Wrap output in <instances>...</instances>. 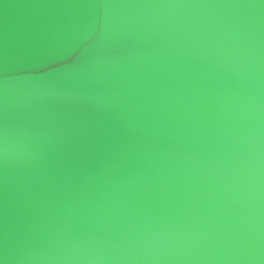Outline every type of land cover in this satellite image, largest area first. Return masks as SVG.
<instances>
[{
    "label": "water",
    "instance_id": "95a60500",
    "mask_svg": "<svg viewBox=\"0 0 264 264\" xmlns=\"http://www.w3.org/2000/svg\"><path fill=\"white\" fill-rule=\"evenodd\" d=\"M0 264H264V0H0Z\"/></svg>",
    "mask_w": 264,
    "mask_h": 264
}]
</instances>
